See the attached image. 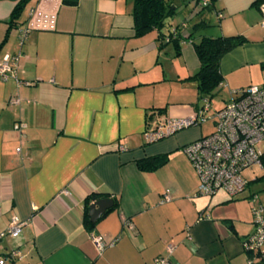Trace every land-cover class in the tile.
I'll use <instances>...</instances> for the list:
<instances>
[{"label": "crops", "instance_id": "crops-1", "mask_svg": "<svg viewBox=\"0 0 264 264\" xmlns=\"http://www.w3.org/2000/svg\"><path fill=\"white\" fill-rule=\"evenodd\" d=\"M19 1H0V65L17 57L14 76L0 78V233L11 217L25 222L17 238L0 241V254L19 251L8 264H154L168 245L170 264H250L242 243L253 232L256 194L195 195L198 176L183 148L206 136L201 125L153 143L144 132L202 107L184 93L194 85L200 101L190 78L199 69L192 43L202 37L246 38L220 61L228 86L238 89L237 73L260 68L264 8L210 0L203 10L196 0H174L168 30L192 35L176 56L166 40L159 48L157 32L135 35L133 0H29L13 19ZM34 9L53 13L55 28L21 43L18 30ZM168 84L180 89L164 90ZM162 155L167 162L154 171L136 167ZM92 195L115 206L89 232L83 217ZM255 205L264 213V190ZM92 235L114 244L98 254Z\"/></svg>", "mask_w": 264, "mask_h": 264}, {"label": "built area", "instance_id": "built-area-1", "mask_svg": "<svg viewBox=\"0 0 264 264\" xmlns=\"http://www.w3.org/2000/svg\"><path fill=\"white\" fill-rule=\"evenodd\" d=\"M199 8H207L210 0H196ZM260 26L264 29V9L261 13ZM55 15L39 9L30 12L29 20L19 28V39L22 43L27 35L34 31H53ZM17 57H4L0 65V78L6 80L15 74ZM21 84V83H20ZM230 100L211 117L214 130L196 139L183 148L196 175L198 187L196 196H213L222 191L230 199L239 197L247 188L248 182L242 173L253 168L264 172L262 153L257 145L264 140V81L259 85H251L231 93ZM192 117L180 120H165L148 127L144 132L146 142L153 143L169 137L181 130L198 126L206 122L204 113L209 111L208 99ZM18 130L19 127L15 126ZM123 150L122 147H119ZM19 149H17V152ZM169 201L163 196L161 204ZM253 232L244 239L242 246L251 264L254 259L264 264V213L260 205H255L256 195L251 196ZM25 222L11 217L5 231L0 233V241L5 238H17ZM98 254L106 247L114 244L106 243L92 235ZM173 247H166V257L157 258L154 264H170L169 256ZM19 251L11 250L0 254V264H8L18 258Z\"/></svg>", "mask_w": 264, "mask_h": 264}, {"label": "trees", "instance_id": "trees-1", "mask_svg": "<svg viewBox=\"0 0 264 264\" xmlns=\"http://www.w3.org/2000/svg\"><path fill=\"white\" fill-rule=\"evenodd\" d=\"M29 0H20L13 9L12 18L16 19L21 13L23 7ZM174 0H133L132 19L133 28L136 36H143L150 32L158 33V40L160 41L159 48L163 46L162 42L166 40L172 43L175 49V55H180V43L189 40L192 35L181 38L177 33L178 27L170 31L168 19L176 14V9L173 6ZM212 2H210L211 6ZM264 5V0H253L251 6L259 9ZM203 8L204 9H208ZM200 23L197 26H202ZM167 29V33H164ZM247 42L242 35L230 37H202L198 42L192 43L194 53L199 62L198 71L190 78L196 84V91L199 100L206 96L212 95L214 91L221 88L223 77L220 73V61L222 57L234 49L242 46ZM260 69L264 70V63L260 64ZM167 155L155 156L145 158L136 163V167L140 171H154L167 162ZM264 165V156L262 157ZM264 179V175L261 177ZM95 195L88 197L86 201V209L83 217V224L85 228L91 232L95 223H91L88 216V203L90 200H99ZM115 203H113V207ZM109 209V210H111Z\"/></svg>", "mask_w": 264, "mask_h": 264}, {"label": "rangeland", "instance_id": "rangeland-1", "mask_svg": "<svg viewBox=\"0 0 264 264\" xmlns=\"http://www.w3.org/2000/svg\"><path fill=\"white\" fill-rule=\"evenodd\" d=\"M262 8H264V5L261 7V9ZM253 73H254V76H256L255 78H257V79H255L257 82L253 81V80H252L253 82H249V78ZM237 74L241 76L240 78H238V80L234 78L235 81L241 82V85L238 89H234L233 87L228 86L227 83L224 81L221 84V88L214 91L212 93V95L204 97L200 101H197L196 92H195V89L193 88L194 85L187 86V88H185L184 93L188 94L187 96H189V98H191L190 100H195V102H198V105L200 107L203 106L205 104L204 101L206 99H208L209 111L204 113V117L207 120H206V122L200 124L205 135L210 134L214 130V123H213L214 120H212L211 117L213 116L214 112L220 110L230 100V98L232 96V94H231L232 92L246 88V87L251 86V85H259L264 81V70H261L259 67L254 68V67L249 66L248 68H245L244 70L240 71ZM230 78L231 77H229L227 79V81ZM232 82H233V80H232ZM163 89L164 90H172V89L175 90V89H180V87L178 86V84H168V85L164 86ZM157 93H158V90H154V95ZM257 148L262 153H264V140L261 141L257 145ZM263 175H264V172L257 169V168H253L252 170H248V171L243 172L242 176L248 182V186L243 193H245L246 191L248 193L249 190L254 192L256 194V196L263 193L264 179H261V177ZM220 192H222V191H220Z\"/></svg>", "mask_w": 264, "mask_h": 264}, {"label": "water", "instance_id": "water-1", "mask_svg": "<svg viewBox=\"0 0 264 264\" xmlns=\"http://www.w3.org/2000/svg\"><path fill=\"white\" fill-rule=\"evenodd\" d=\"M0 1H10L17 2L19 0H0ZM113 205L111 199L103 198L93 202L88 209V216L91 223L98 221L107 210H109Z\"/></svg>", "mask_w": 264, "mask_h": 264}]
</instances>
